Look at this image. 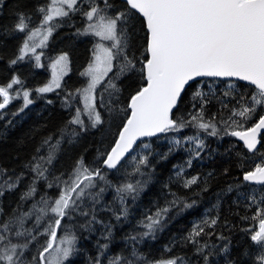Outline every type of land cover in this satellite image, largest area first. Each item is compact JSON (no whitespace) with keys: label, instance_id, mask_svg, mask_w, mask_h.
Wrapping results in <instances>:
<instances>
[{"label":"trees","instance_id":"1","mask_svg":"<svg viewBox=\"0 0 264 264\" xmlns=\"http://www.w3.org/2000/svg\"><path fill=\"white\" fill-rule=\"evenodd\" d=\"M93 2L100 3L101 0H83L79 11H72L59 22L44 54V68L40 69L31 56L17 59L27 35L14 32L13 25L19 13L38 21L39 15L43 16V13L37 9L44 7L47 10L50 0H0V86H6L14 78L21 81L9 89L12 99L0 111V169L6 170L0 181L8 176L25 173L18 188L5 191L0 197L4 215L12 214L18 207L17 214L31 211L33 200L23 204L20 201V195L27 190V184L35 175L25 165L34 156L47 155L48 145L43 143L50 138L53 142L60 140L61 149L57 154L59 157L49 166V172L54 171L55 176L63 174L61 178H67L79 157H83L89 170H98L103 177H96V187L89 189L98 193L99 203L93 205L90 200H86L82 204L86 211L94 208L98 222L90 225L92 230L87 231L82 227L92 213L83 216L79 211L64 218L61 230L65 232L58 230V241L63 234L74 233L77 237V251L69 264H96L97 257L100 264H109V260L116 256L127 257L134 264H142L140 258L147 264H157L158 261L177 256L183 257L185 264H206L204 255H207V264H227L229 261L232 264H259L258 247L251 241L250 235L259 230V220L255 218L258 207L264 214V192L260 191L264 186L248 182L242 184L240 165L243 164L244 171L254 170L256 164L264 166V134L260 137L256 153L249 152L236 137L225 134V130H232L227 124L240 119L231 113L239 110L241 104L249 102L254 87L234 80H198L196 90L202 92L206 99L201 102L199 97H194L191 89H187L186 94L182 95L183 103L179 106L178 115L190 119L189 113H199L202 104L204 120L216 125L218 135L211 136L202 129L186 126L180 131L144 139L118 168L108 170L104 167V160L118 140V125L121 120L126 122L130 115L128 98L130 93L135 94L133 85L146 86V81L138 78L129 80L127 77L114 81L121 91H104L106 106L101 107L100 93L107 83L106 78L96 92L97 111L103 123L95 128L88 127L91 121L84 114L82 97L75 93L77 89L87 86L88 78L81 73L92 62L97 45L96 37L84 35L90 21L82 14L90 9ZM113 2L116 9L124 10L122 0ZM38 25L39 22L33 21L31 29H36ZM127 28L129 31L134 29L137 50L133 51L139 61H144L146 23L138 16L127 22ZM62 54H67L70 59V72L63 84L53 92H39L38 89L50 80L48 63ZM13 59H17L16 64L11 63ZM140 66L138 64L137 68ZM117 70L114 61L113 72L109 76ZM25 91L32 101L26 107ZM70 92L74 95L69 96ZM77 107L81 109V119L87 131L82 130L80 125L69 123ZM260 114L258 110L256 116L247 120L245 127L256 123ZM73 129L79 134H74ZM62 135L64 139H61ZM189 137H196L197 141ZM176 140L181 143L176 144ZM199 140H203L205 147L199 150L197 156L195 143ZM145 156L149 161L148 167L140 164ZM138 167L139 172L136 171ZM192 177H199L198 183L184 187V181ZM52 178L49 177L50 180ZM127 184H132L136 192L117 191ZM60 192V188H47L46 182L40 180L34 199L38 200L41 194L58 198ZM173 194L192 204V207L182 209L180 205L171 208L162 226L153 235L142 236L148 231L144 226L149 222L148 217L155 216L160 208L174 198ZM253 196L261 202L259 205L252 202ZM124 209L127 210L126 214H123ZM117 216H120L119 220ZM50 218L51 214L40 222L38 231L43 234L38 235L30 245L31 253H25L29 258L36 255V249L50 239L43 231ZM2 219L4 217L0 216ZM212 219L217 221L214 227L205 225L204 221ZM34 223L35 216L26 219L25 228H32ZM197 225L204 228V233L195 237L199 245H193L186 241V237ZM105 226L111 228L110 242L104 238ZM33 235H36L35 231ZM13 242H16L15 237ZM105 243H108V248L101 255L100 246ZM200 246H203L204 255L196 251ZM134 252L138 255H133Z\"/></svg>","mask_w":264,"mask_h":264},{"label":"snow or ice","instance_id":"2","mask_svg":"<svg viewBox=\"0 0 264 264\" xmlns=\"http://www.w3.org/2000/svg\"><path fill=\"white\" fill-rule=\"evenodd\" d=\"M83 0H51L53 5L59 3V7H53L51 12H47L44 7L37 9L43 13V24L47 25L53 20V16L67 17L69 11H79V5ZM113 0H101L100 3L93 2L89 10L83 11V15L88 21L85 35L91 34L99 38L94 49L95 60L90 63L81 75L89 78L86 87L76 90L75 94L82 97L84 111L91 121L88 127L95 128L103 121L97 111L95 90L102 81L107 78V83L100 93V106L105 107L103 92L109 89L119 93L121 88L114 82L127 77L131 80L138 78L146 81V86L134 84L135 94L129 95L128 109L130 115L126 122L121 120L117 132L118 142L111 148L104 163L107 168L114 169L120 164L125 154L130 152L136 141L143 137H153L160 133L180 131L186 126H194L208 132L211 136L218 135L216 125L211 121H205L203 116V106L201 104L199 113H189L190 119L178 115L180 105L183 103L182 94H186L187 89H191L194 97H199L201 102L206 99L204 94L197 89L198 78H237L239 81L248 82L254 86L253 95L247 104H241L239 110L233 111L231 115L240 119H234L227 124L232 130L225 134L237 137L243 142L247 150L251 153L258 151L260 144V134L264 131V0H124V10L116 9ZM132 10H135L133 12ZM138 16L146 23V55L144 61H139L135 56L137 37L134 29L129 31L127 22L135 20ZM54 27V26H53ZM53 27L46 29L51 35ZM26 29L28 23L24 13H19L17 21L13 25L14 32L28 34ZM34 35V33H32ZM31 35H28V40ZM110 42L105 45L103 42ZM35 47H30L25 41L19 50L18 60H23L29 52L35 53ZM17 59L11 60L12 64L17 63ZM37 66L40 56L36 55ZM66 62L67 56H60L57 64ZM116 62L117 72L112 76L114 63ZM141 66L137 68V65ZM56 65H53L55 68ZM19 79H12L6 86H0V110L4 109L12 99L9 89L14 84H20ZM60 77L54 76L52 83L46 87L39 88L41 93L50 92L53 88H60ZM74 93H69L73 96ZM24 100L27 104L32 103L29 93L24 92ZM241 99H244L241 97ZM23 111V108L20 109ZM175 110V111H174ZM261 114L256 123L245 127L247 120L256 116L257 111ZM72 125H80L82 130H86L84 121L81 119V109H75L73 119L69 121ZM211 129L209 132L208 130ZM72 132L79 133L75 129ZM64 139V136H61ZM190 140L197 141L196 137H189ZM70 142V141H69ZM180 144V140H176ZM48 145L47 155L34 156L32 161L25 165V168L35 173L27 184L26 191L20 195L21 204L33 200L31 211L20 212L19 207L12 214L5 216L3 208L0 207V264H69L74 253L77 251V237L73 234H63L58 241L57 231L61 230V223L66 216L71 217L73 213L79 211L83 216L90 219L82 227L91 231L90 225L97 223L94 208L88 211L82 208L86 200H90L93 205L99 203L98 193H93L89 189L96 187L94 179H103L98 170H89L84 164L83 157L76 161L73 170L67 178L55 176L54 171L49 172V166L58 158L57 153L61 149V141L53 142L50 138L44 140ZM205 147L203 140L195 143L196 155L199 150ZM39 152V149H37ZM140 164L148 167L147 156L140 160ZM191 161H189V166ZM242 174V184L248 182L252 185L264 186V166L256 164L254 170L244 171L243 164L240 165ZM140 171L139 167L136 169ZM6 170L0 169V177H3ZM47 173V175H46ZM53 178L50 180L49 177ZM25 173L21 172L14 177L8 176L0 181V197L5 191H12L19 187L24 179ZM43 180L47 188H60L58 198H51L41 194L35 200L37 194V184ZM199 177H192L184 181V187L188 188L196 185ZM103 188L100 189V192ZM117 191H127L135 193L136 188L132 184H127L123 189ZM264 192V187L260 189ZM173 199L164 207L160 208L155 216L148 217V223L144 226L148 231L142 236L153 235L162 226L165 216L173 207L182 205L183 208H190L192 204L181 200L173 194ZM264 200V198H262ZM252 202L260 204L256 198L252 197ZM181 209V210H182ZM127 210H123L126 214ZM51 214L43 230L50 239L36 249V255L26 256L31 253L30 245L41 233L38 231L40 222ZM35 216V223L32 228H25L26 219ZM118 220L120 216L116 217ZM259 220V230L250 235L251 241L258 247L259 264H264V214L258 207L256 217ZM207 226H215L217 221L212 219L204 221ZM105 239L111 237L110 226H105ZM36 235H33V232ZM65 232L66 230H61ZM204 233V228L197 225L186 237V241L193 245H199L195 237ZM13 237L16 242H13ZM135 239V237H131ZM7 241V243H4ZM55 246V248H54ZM101 255L108 248V243L100 246ZM196 251L202 255L203 246ZM133 255H138L133 253ZM207 264V255H204ZM134 264L133 260L127 257H113L109 264ZM142 264H147L140 258ZM96 264H100L96 258ZM157 264H185L184 258H168L158 261ZM227 264H232L231 261Z\"/></svg>","mask_w":264,"mask_h":264},{"label":"rangeland","instance_id":"3","mask_svg":"<svg viewBox=\"0 0 264 264\" xmlns=\"http://www.w3.org/2000/svg\"><path fill=\"white\" fill-rule=\"evenodd\" d=\"M59 6H60L59 3H57L56 5H53L51 3V0H50L49 11L48 10H46V11L47 12H51V10H52L53 7H59ZM64 8H65V10H68L69 11V14L71 13V11H73V10L67 9V6L66 5L64 6ZM25 16H26V22L28 23V28L29 29H31L33 27V21L39 22V25H38L39 27H37L36 29H31V31H33V30H36V31L32 32V33H34V35H32V33L29 34V35H31V39L30 40H28V38H27V42L29 43L30 47H35V49H36L35 50V53L29 52L28 55H26L24 58H27V57L31 56L32 60L35 61V62H37L36 59H35V56L36 55H39L40 56V62L39 63L42 65V63H41V54H42V51H44L47 48L48 43H49V41H50V39H51L54 31L59 26V23L56 21V19H62L64 17H57V16L54 15L53 16V20L50 21L47 25H45V24H43V16H41V15H39L38 21L37 20H34L33 18H30L32 16H30V17H28V15H25ZM89 23H91V22H89ZM48 27H53V31H52L51 35H48V33L46 31V29ZM26 32L29 33V31L27 29H26ZM84 33H85V31H84ZM85 36H87V35H85ZM96 40H97V43H98L99 42V38L96 37ZM103 43L105 45H107L110 42L104 41ZM62 55L67 56V61L66 62L61 61L59 64H57V61L59 60L60 56H62ZM62 55L54 58V61L51 63V66H50V71H51L50 81L45 86H43V87H46L49 84H51L53 77L54 76H57V75L60 77V83L62 85L63 82H64V79L69 74V72H70V59H69V56L67 54H62ZM94 60H95V56H93V59H92V62L91 63H94ZM53 65H56V67L53 68ZM88 80H89V78H88ZM99 86L100 85H98L97 88H96V90H95V95H96V92H97V89H98ZM56 89H58V88H53L52 91H54ZM52 91H50V92H52ZM46 93H48V92H46ZM84 114L87 116V113L86 112H84Z\"/></svg>","mask_w":264,"mask_h":264},{"label":"water","instance_id":"4","mask_svg":"<svg viewBox=\"0 0 264 264\" xmlns=\"http://www.w3.org/2000/svg\"><path fill=\"white\" fill-rule=\"evenodd\" d=\"M122 1L124 2V0H122ZM133 11H135V10H133ZM202 79L234 80V81H237V82H240V83H244V84H248V85H250L248 82H245V81H239L237 78H213V77L198 78V80H202ZM250 86H252V85H250ZM252 87H254V86H252ZM182 95H183V94H182ZM6 107H7V106H6ZM6 107H5V108H6ZM5 108H4V109H5ZM2 110H3V109H2ZM2 110H0V111H2ZM129 110H130V109H129ZM174 111H175V110H174ZM164 134H165V133H160V134H158L157 136H153V137H143V138L138 139V140L136 141V143L133 145V148L130 150V152H128V153L125 154L124 158L120 161V164H121L126 158H128L133 152H134V150L136 149V147H137V146H138V145H139L144 139L156 138V137L162 136V135H164ZM263 134H264V131L261 132L260 137H261ZM260 137H259V139H260ZM236 138H237V137H236ZM237 140L239 141L238 138H237ZM117 142H118V140H117ZM239 142L243 144L242 141H239ZM114 146H115V145H114ZM245 147H246V146H245ZM109 153H110V152H109ZM120 164H118L116 168H118ZM104 167H106L105 163H104ZM106 168H107V167H106ZM116 168H114V169L107 168V169L110 170V171H114ZM57 234H58V231H57Z\"/></svg>","mask_w":264,"mask_h":264},{"label":"flooded vegetation","instance_id":"5","mask_svg":"<svg viewBox=\"0 0 264 264\" xmlns=\"http://www.w3.org/2000/svg\"><path fill=\"white\" fill-rule=\"evenodd\" d=\"M47 10L49 11V8H47ZM72 12V11H71ZM44 15V14H43ZM66 17H64V18H62V19H56V21L59 23L61 20H64ZM34 31H36V30H33V31H31V32H29L28 34H27V38H28V35L30 34V33H32V32H34ZM86 31H87V29H86ZM85 31V32H86ZM27 38H26V41H27ZM48 47L49 46H47V48L44 50V51H42V54H41V63H42V65L39 63V65L40 66H38L40 69H42V68H44V54H45V51L48 49ZM54 61V59H52L48 64H49V70H50V66H51V63ZM40 62V61H39ZM34 63L35 64H37V62H35L34 61ZM34 64V65H35ZM51 72V71H50Z\"/></svg>","mask_w":264,"mask_h":264},{"label":"bare ground","instance_id":"6","mask_svg":"<svg viewBox=\"0 0 264 264\" xmlns=\"http://www.w3.org/2000/svg\"><path fill=\"white\" fill-rule=\"evenodd\" d=\"M108 125V124H107ZM97 129V128H96ZM92 130V129H91ZM87 131V130H86ZM52 138V137H51ZM78 138V137H77ZM77 141V140H76ZM74 142V141H73ZM44 144V143H43ZM41 146V145H40ZM46 148V147H45ZM98 148V147H97ZM44 149V148H43ZM104 149V148H103ZM58 154V153H57ZM59 155V154H58ZM62 155V154H61ZM59 157V156H58ZM32 158V157H31ZM80 158V157H79ZM99 161V160H98ZM76 164V163H75ZM54 168V167H53ZM70 168V167H69ZM58 169V168H57ZM59 170V169H58ZM67 170V169H66ZM147 189V188H146ZM145 189V190H146ZM1 206V205H0Z\"/></svg>","mask_w":264,"mask_h":264}]
</instances>
